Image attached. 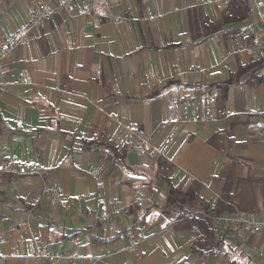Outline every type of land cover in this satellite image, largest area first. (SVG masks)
Returning a JSON list of instances; mask_svg holds the SVG:
<instances>
[{
    "label": "crops",
    "instance_id": "0c3cea01",
    "mask_svg": "<svg viewBox=\"0 0 264 264\" xmlns=\"http://www.w3.org/2000/svg\"><path fill=\"white\" fill-rule=\"evenodd\" d=\"M248 2L123 0L130 17L115 25L100 5L71 18L57 1L33 25L30 0H0V46H14L2 58L0 264H35L36 242L96 264H264V233L213 219L264 209V47ZM182 94L195 118L178 124ZM10 162L41 174L5 172ZM116 195L130 214L95 225L89 210Z\"/></svg>",
    "mask_w": 264,
    "mask_h": 264
},
{
    "label": "built area",
    "instance_id": "2783aa9c",
    "mask_svg": "<svg viewBox=\"0 0 264 264\" xmlns=\"http://www.w3.org/2000/svg\"><path fill=\"white\" fill-rule=\"evenodd\" d=\"M32 6V24L41 23L49 14L51 7L57 1L61 2L64 13L71 18L83 17L97 10L98 6H102L115 25H120L129 19L130 15L119 13L116 10L123 6V0H30ZM86 2V4H83ZM248 25L249 27L260 33L258 45L264 47V0H249L248 2ZM157 14L147 16L148 21H155ZM14 46L3 43L0 46V98L7 92L10 83L6 79L7 71L5 70L2 58L9 54ZM188 73H203L204 69L197 66H188ZM161 79H155L153 85H158ZM194 100L191 95L182 94L177 102L176 122L185 124L192 120ZM211 102L206 101V115L209 117L211 113ZM258 136L264 138V129L258 131ZM5 172L14 174H41V168L37 165L10 162L3 169ZM43 193L50 195L57 201H60L59 188L56 185H43ZM64 208L69 213L73 212L71 203L64 204ZM131 212V204L124 202L120 196H113L107 202H97L90 210L89 216L95 225L107 226L115 219L128 215ZM215 223L219 227L227 228H245L252 233H264V215L256 213H236L234 215H215L213 216ZM35 264H80L84 261L96 264L101 261L102 256L95 255H78L68 252H58L52 245H39L36 242V249L31 255Z\"/></svg>",
    "mask_w": 264,
    "mask_h": 264
},
{
    "label": "rangeland",
    "instance_id": "374dc122",
    "mask_svg": "<svg viewBox=\"0 0 264 264\" xmlns=\"http://www.w3.org/2000/svg\"><path fill=\"white\" fill-rule=\"evenodd\" d=\"M264 215V209L260 210V214Z\"/></svg>",
    "mask_w": 264,
    "mask_h": 264
},
{
    "label": "trees",
    "instance_id": "16d2710c",
    "mask_svg": "<svg viewBox=\"0 0 264 264\" xmlns=\"http://www.w3.org/2000/svg\"><path fill=\"white\" fill-rule=\"evenodd\" d=\"M115 161H116V159H115ZM118 161V160H117Z\"/></svg>",
    "mask_w": 264,
    "mask_h": 264
}]
</instances>
